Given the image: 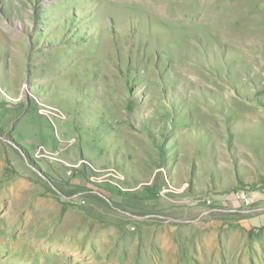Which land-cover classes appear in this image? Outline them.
<instances>
[{
    "label": "rangeland",
    "instance_id": "obj_1",
    "mask_svg": "<svg viewBox=\"0 0 264 264\" xmlns=\"http://www.w3.org/2000/svg\"><path fill=\"white\" fill-rule=\"evenodd\" d=\"M206 1L193 24L175 2L168 19L138 0H0V264H103L112 249L113 264H264V221H242L264 212V0ZM38 145L86 162L69 176L30 160ZM91 164L130 190L68 181ZM234 203L236 223L205 225Z\"/></svg>",
    "mask_w": 264,
    "mask_h": 264
},
{
    "label": "built area",
    "instance_id": "obj_2",
    "mask_svg": "<svg viewBox=\"0 0 264 264\" xmlns=\"http://www.w3.org/2000/svg\"><path fill=\"white\" fill-rule=\"evenodd\" d=\"M37 111L39 114L43 115L47 118V120L52 124L55 125V120L64 121L67 119V115L65 112L59 108L58 106L51 104V103H40L38 105ZM33 157V158H32ZM56 153L48 152L43 145H38L34 148V155H29V158L33 161L37 159H44V158H53L55 159ZM59 161L64 164L67 168V175L71 176L75 172L78 173L80 170L81 163L84 161H78L75 163H71L69 161L61 160ZM74 170V173H73ZM88 183L91 185H99L97 189H100V186H112L118 192H125L129 191L125 184L126 177L124 173L116 170L113 167H104V168H96L92 164L90 165V174L87 179ZM91 188V187H89ZM232 199L238 203H240L244 207L250 206L254 202V194L248 191H240L236 192ZM85 200L81 199V204H84ZM208 203L210 201L208 200Z\"/></svg>",
    "mask_w": 264,
    "mask_h": 264
},
{
    "label": "crops",
    "instance_id": "obj_3",
    "mask_svg": "<svg viewBox=\"0 0 264 264\" xmlns=\"http://www.w3.org/2000/svg\"><path fill=\"white\" fill-rule=\"evenodd\" d=\"M53 153H56V156L58 155V151L57 150L55 152H53ZM80 155H81V157H80V159L78 161H84L83 163H85L86 162V160H85L86 158L82 155V152H80ZM71 157L73 159L74 156H71ZM53 160H59V159H58V157H56ZM78 161H76V162H78ZM69 162H71V161H69ZM71 163H75V162H71ZM26 167H28V168H26L27 170L30 169V166L27 164V162H26ZM29 172L32 173L31 171H29ZM30 173H26V175H24L25 173H19V175H21L20 177H18L21 180L20 184H23L26 188L35 189L36 193L38 194L37 195L38 199H42V200L45 199L46 203H48V201H47L48 199L46 197V196H48L47 187L49 188L50 186L45 187V185L40 183L38 178H36L33 174H30ZM52 175L53 176H50L49 178L53 180L52 177H55L56 175L55 174H52ZM17 176L15 175V177H17ZM24 176H26V177H24ZM73 180H68V181H71V183L73 185L79 186L81 189H86L87 188V183H86L87 180H86V178H84L83 175H77V180L76 181H73ZM53 196H54V198H56L58 200L62 199V197H60L59 194H53ZM120 197H121V195L117 194V195H114L113 197L112 196L107 197V200H113V198H120ZM95 198L96 197H90L89 199L95 201ZM64 200L65 199L63 198V200L62 201L60 200V201L63 202ZM83 200H85L84 204H86V199L83 198ZM38 201H41V200H38ZM34 202H35V200H34ZM92 207H95L96 209H94V210H96V211L97 210L100 211V212L105 211L104 208L100 204H97V203L93 204ZM228 210L229 211L231 210L230 211L231 214L229 216L226 215V216H228V218L221 216V217L216 219V218H212L211 216H209V217H206V219L204 220L205 225H207L209 227L210 226H217V228H219L222 225H225V224H228V223H232V224L236 223V218H231V217H236V214L240 212V205H238V204L236 205V203H234L233 207L232 206L229 207ZM103 218H107V217L104 215ZM120 220H123L122 217H119V219L117 221H120ZM244 220H245V222H243V223L245 224V226L247 228H249V227L251 228L253 226H257V225H259L260 223H262L264 221V212L263 213H257L256 212L254 214H251V216L247 217L246 219H243L242 221H244ZM239 221H241V219ZM116 226L117 225H115V226L113 225L112 226V230L113 231L114 230L116 231ZM118 237H120V236H118ZM99 241H101V243H99L100 245L101 244H103V245L104 244H113V240L108 238V237L104 238V239H101ZM110 254L112 255L113 258L107 257V258H105V260L103 258V261H104L103 264H107V263L113 264L112 262H110L112 259H115V260L117 259V261H118V259H122L123 258V257L119 258V255L117 254V250L116 249H114V250L112 249ZM91 257H93V255H91ZM95 257H98V259H100L99 255H97V254H95ZM99 264H102V263H99Z\"/></svg>",
    "mask_w": 264,
    "mask_h": 264
},
{
    "label": "bare ground",
    "instance_id": "obj_4",
    "mask_svg": "<svg viewBox=\"0 0 264 264\" xmlns=\"http://www.w3.org/2000/svg\"><path fill=\"white\" fill-rule=\"evenodd\" d=\"M172 2L184 6V8L182 7V9H180V14L181 11H183L184 12L182 13L184 14L183 16L185 17L189 16L190 17L189 20L193 19L194 22L193 24H201V22L206 21L207 19L206 9L208 8V2L206 0H138V3L143 5L145 7L143 9H145L146 11H153L154 13L158 15L159 14L162 15V17L166 16L167 18L171 17L173 13H177L176 9L175 10L169 9V5L170 3L172 4ZM171 8H173V6ZM171 18H173V16ZM189 20L188 23H190Z\"/></svg>",
    "mask_w": 264,
    "mask_h": 264
},
{
    "label": "trees",
    "instance_id": "obj_5",
    "mask_svg": "<svg viewBox=\"0 0 264 264\" xmlns=\"http://www.w3.org/2000/svg\"><path fill=\"white\" fill-rule=\"evenodd\" d=\"M31 160V159H30ZM76 173V172H75ZM74 173V174H75ZM77 174V173H76ZM87 189V188H86ZM87 197H98V198H105L103 195H102V193L101 192H99V191H95V190H91V189H89V191H88V194L86 195Z\"/></svg>",
    "mask_w": 264,
    "mask_h": 264
}]
</instances>
